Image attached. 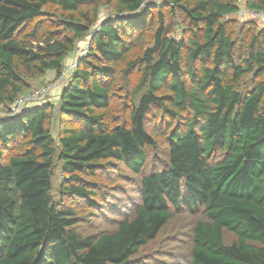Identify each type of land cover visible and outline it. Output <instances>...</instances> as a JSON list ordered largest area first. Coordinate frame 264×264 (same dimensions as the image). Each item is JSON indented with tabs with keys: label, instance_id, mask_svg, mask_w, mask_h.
Instances as JSON below:
<instances>
[{
	"label": "trees",
	"instance_id": "trees-1",
	"mask_svg": "<svg viewBox=\"0 0 264 264\" xmlns=\"http://www.w3.org/2000/svg\"><path fill=\"white\" fill-rule=\"evenodd\" d=\"M242 8L264 0H0L3 110L88 42L56 102L0 118V264H134L181 214L189 264H264V25L224 20ZM116 164L139 175L123 203L96 186ZM97 198L114 228L68 202Z\"/></svg>",
	"mask_w": 264,
	"mask_h": 264
},
{
	"label": "rangeland",
	"instance_id": "rangeland-1",
	"mask_svg": "<svg viewBox=\"0 0 264 264\" xmlns=\"http://www.w3.org/2000/svg\"><path fill=\"white\" fill-rule=\"evenodd\" d=\"M149 2H159L160 0H147ZM242 2V1H241ZM242 4V3H241ZM242 6V5H241ZM244 6V5H243ZM242 8V13H235L224 17V20H237L242 21H255L259 26L264 25V12L260 15H256L255 11L250 12ZM112 15L109 14L108 9L101 8L99 14V20L105 18H111ZM85 40L78 42L77 48L69 56L65 62L64 75L56 78L55 74L51 72L47 74L40 83H36L34 87L43 86L48 87L46 100L48 102H56L59 92L63 85L66 83L68 77L73 71V67L78 58L85 50L86 44ZM56 78V79H55ZM35 105V104H33ZM3 109L0 107V112ZM167 116L163 114L162 110L152 109L148 113L146 119L147 126L151 127L158 132H162L166 125ZM155 140L157 142V148H147V162L143 169V172L150 170L152 165L157 168L160 167L166 160V146L167 140L162 133L156 134ZM62 164L57 162L54 169V174L51 178L52 181V194L57 196L60 183L62 182L61 176ZM139 175L132 174L126 167L116 164L113 169H108L105 172L100 171L98 178L96 179V186L99 185V191H103L104 197L108 198L107 201L116 202L118 198H121L122 203L126 201L128 194L136 195V182L138 181ZM95 186V185H94ZM99 204L93 206L92 208L86 207L85 204L81 203L76 199H71L72 205L79 207L80 211H86L87 220L86 225L82 227H88L91 230L100 229H112L114 228L113 222L109 220V216H119L123 213L117 215H107L106 210L107 204L104 199L97 198ZM102 204V205H101ZM192 217L186 214L177 215L168 226H166L163 231L151 242L145 245L134 257V264H189V246H190V235L189 226Z\"/></svg>",
	"mask_w": 264,
	"mask_h": 264
},
{
	"label": "built area",
	"instance_id": "built-area-1",
	"mask_svg": "<svg viewBox=\"0 0 264 264\" xmlns=\"http://www.w3.org/2000/svg\"><path fill=\"white\" fill-rule=\"evenodd\" d=\"M248 10L250 12H253L254 10L244 9ZM243 10H240V13H242ZM256 15H260L263 12H257L255 11ZM83 50H85L83 48ZM85 52V51H84ZM83 52V54H84ZM81 54V55H83ZM75 65V63H73ZM65 69L62 71L61 75H64ZM48 92V87H33L26 95L18 96L12 104L2 110L0 112V118L7 117V116H16L19 114L23 109H27L29 106L33 104H46L48 101L46 100Z\"/></svg>",
	"mask_w": 264,
	"mask_h": 264
}]
</instances>
